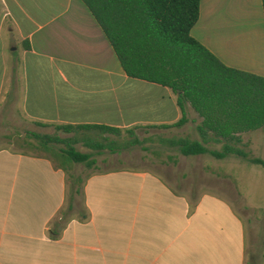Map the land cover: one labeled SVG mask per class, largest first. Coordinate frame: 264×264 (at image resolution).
<instances>
[{"label":"crops","instance_id":"0c3cea01","mask_svg":"<svg viewBox=\"0 0 264 264\" xmlns=\"http://www.w3.org/2000/svg\"><path fill=\"white\" fill-rule=\"evenodd\" d=\"M190 34L226 66L264 77L262 0H200ZM9 107L50 125L149 129L182 117L171 89L126 75L81 0H0V109ZM184 112L181 129L199 140L201 119ZM228 159L214 168L221 189L195 197L150 169L92 173L75 196L84 214L66 218L67 171L1 148L0 264H246L242 211L255 208Z\"/></svg>","mask_w":264,"mask_h":264},{"label":"trees","instance_id":"16d2710c","mask_svg":"<svg viewBox=\"0 0 264 264\" xmlns=\"http://www.w3.org/2000/svg\"><path fill=\"white\" fill-rule=\"evenodd\" d=\"M102 28L126 75L168 87L176 96L182 117L171 125L160 128L181 127L187 121L184 107L189 105L201 119L197 126L199 140L187 137L162 139L181 155L209 154L215 159L236 156L264 169V159L251 156L242 145V134L264 129V77L226 66L211 51L194 39L191 28L199 18L200 0H81ZM263 14H264V0ZM38 126H47L36 122ZM65 132L81 130L79 138H59L49 134L29 132L33 141L53 149L59 159V168L68 171V165L95 163L93 154L78 151L74 144L83 142L94 151L108 148L116 152L121 148L141 145L135 135L137 127L125 129L128 140L118 144L104 143L85 135L87 132L120 133L121 128L105 125H57ZM210 142L220 144L211 149ZM63 147L53 148V144ZM70 186L62 217L69 218L77 211L75 203L80 194V177L69 175ZM52 235H58L52 230ZM246 264L264 263V239L249 246Z\"/></svg>","mask_w":264,"mask_h":264},{"label":"rangeland","instance_id":"374dc122","mask_svg":"<svg viewBox=\"0 0 264 264\" xmlns=\"http://www.w3.org/2000/svg\"><path fill=\"white\" fill-rule=\"evenodd\" d=\"M29 132L49 134L59 138L76 137L81 139V130L65 132L57 125L38 126L25 119L15 108L0 109V149L8 148L35 155H45L51 157L58 164L59 159L54 150L36 144L33 138L28 135ZM134 133L142 141V144L130 148H121L116 152H112L108 148L97 152L86 147L83 142H77L74 147L78 151L92 153L95 163L90 167L85 166L84 163L68 165L67 175L73 173L80 177L79 185L81 186L86 177L95 172L117 168L150 169L168 178L175 187L185 186L184 189L192 192L194 197L201 190L212 189V187L221 189L219 179L223 178V175L220 173L222 176H219V173H215L214 168L223 164V160H217L209 154L184 157L176 149L161 141L162 139L185 137L186 135L194 136L195 129L190 130L189 127L184 129L181 127L171 129L137 128ZM85 135L92 138L96 137L97 140L104 143L114 141L118 144L128 140L129 136L125 129H122L120 133L106 131L95 134L86 132ZM243 140L242 145L245 151H248L251 156L264 159V129L244 134ZM207 145L211 148L218 145L217 149L221 147L220 144L213 142ZM63 146V143L52 145L53 148ZM228 158L231 159L226 160V162H232L233 167L230 178L240 180L241 188L239 187V191L244 196L246 195L249 206L255 208L248 213L242 211L249 231V246H253L258 237V240L263 237L261 233L264 230V169L236 156L230 155Z\"/></svg>","mask_w":264,"mask_h":264}]
</instances>
